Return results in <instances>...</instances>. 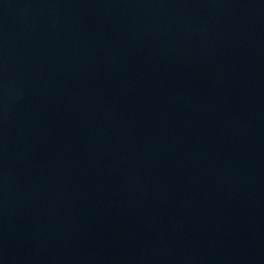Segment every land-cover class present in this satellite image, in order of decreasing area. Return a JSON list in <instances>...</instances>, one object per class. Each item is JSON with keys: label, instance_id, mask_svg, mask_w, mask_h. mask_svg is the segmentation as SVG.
<instances>
[{"label": "water", "instance_id": "95a60500", "mask_svg": "<svg viewBox=\"0 0 264 264\" xmlns=\"http://www.w3.org/2000/svg\"><path fill=\"white\" fill-rule=\"evenodd\" d=\"M0 264H264V0H0Z\"/></svg>", "mask_w": 264, "mask_h": 264}]
</instances>
